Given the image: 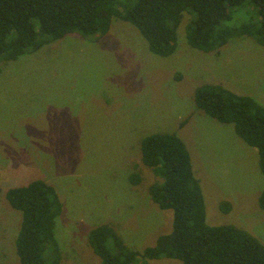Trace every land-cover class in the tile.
Masks as SVG:
<instances>
[{
    "label": "rangeland",
    "instance_id": "rangeland-1",
    "mask_svg": "<svg viewBox=\"0 0 264 264\" xmlns=\"http://www.w3.org/2000/svg\"><path fill=\"white\" fill-rule=\"evenodd\" d=\"M231 13L223 22L230 29L256 18L249 3ZM192 18L180 23L169 56L152 52L134 24L116 18L100 39L69 34L0 61V264H20L21 213L5 191L39 178L63 204L56 224L63 264H102L88 235L104 223L134 250L154 245L173 222V211L152 200L149 187L159 177L141 159V141L154 133H175L186 144L207 222L237 225L264 244L258 150L195 101L199 86L217 83L264 105V45L232 35L216 51L200 50L186 35ZM134 171L139 184L130 180ZM149 263L183 264L167 257Z\"/></svg>",
    "mask_w": 264,
    "mask_h": 264
},
{
    "label": "trees",
    "instance_id": "trees-1",
    "mask_svg": "<svg viewBox=\"0 0 264 264\" xmlns=\"http://www.w3.org/2000/svg\"><path fill=\"white\" fill-rule=\"evenodd\" d=\"M245 3L255 6L256 18L232 29L224 26L232 9ZM186 14L193 16L186 28L188 42L200 50L216 51L232 35L249 36L264 45V0H0V61L16 60L69 34L100 39L116 18L134 24L152 52L169 56L176 51L177 30ZM195 101L208 115L234 124L237 134L257 148L264 173V105L217 83L199 86ZM141 152L142 162L159 177L149 187L150 196L162 210L173 211L172 229L141 251L128 247L114 226L97 225L88 242L102 264H150V259L163 257L183 264H264V244L248 230L207 222L201 181L177 134L147 135ZM130 180L139 184V171ZM5 197L21 213L15 240L20 264H63L56 236L63 204L56 188L33 179L9 187ZM228 204L223 205L225 211ZM259 206L264 210V191Z\"/></svg>",
    "mask_w": 264,
    "mask_h": 264
}]
</instances>
